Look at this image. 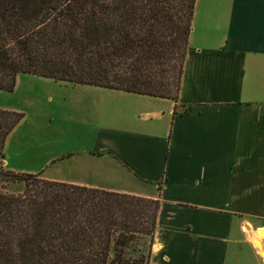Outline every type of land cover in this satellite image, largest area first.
Wrapping results in <instances>:
<instances>
[{"label": "crops", "instance_id": "0c3cea01", "mask_svg": "<svg viewBox=\"0 0 264 264\" xmlns=\"http://www.w3.org/2000/svg\"><path fill=\"white\" fill-rule=\"evenodd\" d=\"M193 26L178 100L96 87L112 114L45 178L159 197L150 264H264V0H196Z\"/></svg>", "mask_w": 264, "mask_h": 264}, {"label": "trees", "instance_id": "16d2710c", "mask_svg": "<svg viewBox=\"0 0 264 264\" xmlns=\"http://www.w3.org/2000/svg\"><path fill=\"white\" fill-rule=\"evenodd\" d=\"M195 4L0 0V90L24 73L177 101ZM24 118L0 108V180L24 184L0 187V264H150L160 198L8 169L6 141Z\"/></svg>", "mask_w": 264, "mask_h": 264}, {"label": "rangeland", "instance_id": "374dc122", "mask_svg": "<svg viewBox=\"0 0 264 264\" xmlns=\"http://www.w3.org/2000/svg\"><path fill=\"white\" fill-rule=\"evenodd\" d=\"M193 28L191 46L201 38L202 27ZM115 93L88 85H72L51 78L19 74L12 92L0 90V108L25 114L7 138L6 160L21 173H41L43 169L42 177L51 175L52 161L48 160L53 148L60 150L72 146L76 142L74 139L89 137L96 126L112 114V105L118 100ZM133 99L125 100L126 115L134 109ZM1 185L8 192H19L24 188L21 181L6 185L0 180ZM144 249L146 251L148 247Z\"/></svg>", "mask_w": 264, "mask_h": 264}, {"label": "bare ground", "instance_id": "6f19581e", "mask_svg": "<svg viewBox=\"0 0 264 264\" xmlns=\"http://www.w3.org/2000/svg\"><path fill=\"white\" fill-rule=\"evenodd\" d=\"M259 236H260V238H263L264 233L262 231H260ZM256 243L258 244L259 248L263 251V245H262L261 241L258 239V240H256ZM262 256L264 257V251L262 253Z\"/></svg>", "mask_w": 264, "mask_h": 264}, {"label": "water", "instance_id": "95a60500", "mask_svg": "<svg viewBox=\"0 0 264 264\" xmlns=\"http://www.w3.org/2000/svg\"><path fill=\"white\" fill-rule=\"evenodd\" d=\"M248 227V226H247Z\"/></svg>", "mask_w": 264, "mask_h": 264}]
</instances>
